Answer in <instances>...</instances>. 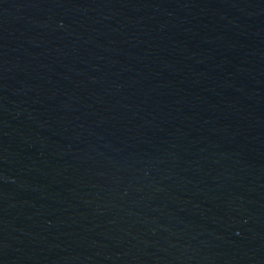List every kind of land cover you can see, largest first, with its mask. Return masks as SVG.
<instances>
[{
  "label": "water",
  "instance_id": "water-1",
  "mask_svg": "<svg viewBox=\"0 0 264 264\" xmlns=\"http://www.w3.org/2000/svg\"><path fill=\"white\" fill-rule=\"evenodd\" d=\"M0 264H264V0H0Z\"/></svg>",
  "mask_w": 264,
  "mask_h": 264
}]
</instances>
